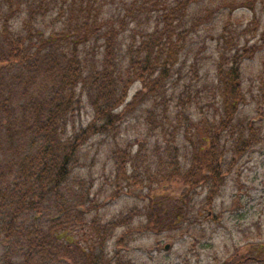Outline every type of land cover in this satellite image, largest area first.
Here are the masks:
<instances>
[{"label": "trees", "instance_id": "1", "mask_svg": "<svg viewBox=\"0 0 264 264\" xmlns=\"http://www.w3.org/2000/svg\"><path fill=\"white\" fill-rule=\"evenodd\" d=\"M261 2L0 0V262L125 264L105 251L115 231L129 224V214L102 216L91 196L95 179L88 184L76 173L86 169V144L94 138H112L117 187L161 180L190 192L205 187V205L212 206L224 175L261 131L250 119L236 122L245 101L243 64L260 46L242 44L232 25L241 8L257 18ZM216 18L228 21L216 31L217 79L209 87L186 66ZM136 84L141 89L129 100ZM209 106L219 111L211 126L208 115L195 123L191 113L202 115ZM134 118L147 126L135 153L119 141ZM190 199L186 195L168 211L147 206V223L139 229L193 234ZM219 264H264V244Z\"/></svg>", "mask_w": 264, "mask_h": 264}, {"label": "rangeland", "instance_id": "2", "mask_svg": "<svg viewBox=\"0 0 264 264\" xmlns=\"http://www.w3.org/2000/svg\"><path fill=\"white\" fill-rule=\"evenodd\" d=\"M256 14L257 18H254L251 10L241 8L235 12L232 19V25L240 33L242 44L247 43L249 47L260 46L252 57L245 59L243 64L245 101L236 122L250 119L261 131L256 135L257 143L234 162L235 164L230 167L231 173L224 175L221 191L212 206L205 205L208 195L205 187L190 192L188 186L168 180H161L153 185L148 182L144 187L132 182L129 185L124 181L120 187H117L111 178V174L117 171L111 155L114 147L110 140L112 138L109 140L94 138L86 144L91 151V157L85 161L86 169L84 167L82 171L78 170L76 173L85 178L88 184L91 177L95 179L96 185L91 191V196L99 206L94 209L109 219L123 213H128L130 216L129 224L115 231L114 238L108 243L105 251L108 257L117 255L125 264H219L235 251L244 252L251 246L256 248L260 243L264 244V38L261 36L264 30V4L262 2L259 3ZM227 21L228 18H216L211 21L209 23L211 35L209 37L207 35L206 44H197L188 55L187 71L189 72L193 67L190 73L196 80L201 78V85L214 86L217 79L215 64L219 51L216 31L221 33ZM204 45H206L205 50L202 48ZM201 48L202 50L199 51ZM197 70L199 77L196 76ZM187 71L186 76L189 74ZM140 89V84H136L130 91L129 100ZM205 112L201 115L200 110L198 112L194 110L191 114L195 123H199L208 115L211 126L214 115L219 111H214V107L209 106L205 108ZM90 114L91 108L87 105L82 114L84 123L87 124ZM137 118L122 128L119 139L126 145L132 146L134 153L139 148L137 143L147 138V126ZM155 139L152 141L154 145ZM100 150L102 154L98 155L94 163L93 157ZM186 195H190L194 219L197 221L193 234L173 230L158 235L142 232L139 229L147 223V206L152 205L154 211L158 209L168 211L183 202ZM159 218L161 219L162 215ZM80 231L77 228L75 230L79 238L82 237ZM122 236L124 239L119 245L117 240ZM168 245L169 249L166 248ZM4 252L5 248L0 245V256ZM0 264L4 263L0 262Z\"/></svg>", "mask_w": 264, "mask_h": 264}, {"label": "water", "instance_id": "3", "mask_svg": "<svg viewBox=\"0 0 264 264\" xmlns=\"http://www.w3.org/2000/svg\"><path fill=\"white\" fill-rule=\"evenodd\" d=\"M169 247H170V246L168 245L166 248L169 249Z\"/></svg>", "mask_w": 264, "mask_h": 264}]
</instances>
